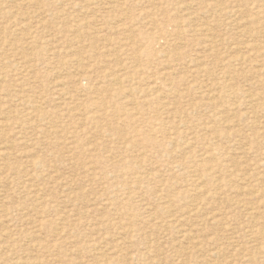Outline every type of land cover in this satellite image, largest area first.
Masks as SVG:
<instances>
[{
  "label": "rangeland",
  "instance_id": "rangeland-1",
  "mask_svg": "<svg viewBox=\"0 0 264 264\" xmlns=\"http://www.w3.org/2000/svg\"><path fill=\"white\" fill-rule=\"evenodd\" d=\"M0 264H264V0H0Z\"/></svg>",
  "mask_w": 264,
  "mask_h": 264
}]
</instances>
